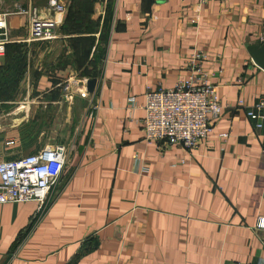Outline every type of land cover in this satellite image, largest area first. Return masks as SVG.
<instances>
[{"label": "crops", "instance_id": "obj_1", "mask_svg": "<svg viewBox=\"0 0 264 264\" xmlns=\"http://www.w3.org/2000/svg\"><path fill=\"white\" fill-rule=\"evenodd\" d=\"M75 1L89 3L98 26L56 40L92 37L95 46L109 10L80 153L37 219L33 202L0 204V264H261L264 232L254 226L264 217V122L255 129L235 104L248 108L264 93V71L246 52L264 44V0ZM193 47L206 55L223 109L193 150H159L143 141V96L184 78ZM15 131L0 124V162L37 151L17 148Z\"/></svg>", "mask_w": 264, "mask_h": 264}, {"label": "built area", "instance_id": "obj_2", "mask_svg": "<svg viewBox=\"0 0 264 264\" xmlns=\"http://www.w3.org/2000/svg\"><path fill=\"white\" fill-rule=\"evenodd\" d=\"M208 1L197 0L200 6ZM64 13L65 3L59 0H45L40 6L28 5L13 14L0 13V57L8 43L9 17L24 18L28 42H50L58 38ZM205 61L204 52L193 47L183 65L184 78L176 80L170 88L146 90L140 107L143 112L140 127L145 143H154L159 150L179 146L189 152L212 135L214 122L223 108L217 101L215 86L208 83V73L202 67ZM95 89L96 85L93 93ZM128 103L131 105L133 99L129 98ZM235 106L244 110L255 129L261 128L264 93L248 108L241 100H237ZM217 137L224 142L227 134ZM14 143L10 140L5 145ZM67 158L68 153L62 146H44L33 154L0 162V204L33 202L37 206V219L47 205L49 192L66 169ZM137 166L140 164L136 162ZM138 170L145 171L143 166ZM254 228L264 232V217L257 218ZM260 244L264 250V237Z\"/></svg>", "mask_w": 264, "mask_h": 264}, {"label": "rangeland", "instance_id": "obj_3", "mask_svg": "<svg viewBox=\"0 0 264 264\" xmlns=\"http://www.w3.org/2000/svg\"><path fill=\"white\" fill-rule=\"evenodd\" d=\"M27 5L21 0H0V13L13 14ZM66 7L67 3L64 16ZM71 10L76 11L74 5ZM81 16L65 19L60 35L92 32L95 24L89 21L93 26L88 25ZM8 30L7 48L0 57V124L17 128V148L62 146L68 153L67 168L71 157L79 156V139L92 106L79 79H89L91 70L98 67L105 31L88 57L84 56L87 45L75 39L28 42L21 16L9 17ZM46 80L47 93L41 94L38 90Z\"/></svg>", "mask_w": 264, "mask_h": 264}, {"label": "trees", "instance_id": "obj_4", "mask_svg": "<svg viewBox=\"0 0 264 264\" xmlns=\"http://www.w3.org/2000/svg\"><path fill=\"white\" fill-rule=\"evenodd\" d=\"M73 5H74V8H76V11L75 10H71V8H72ZM87 7H89V3L87 1H85V2H77L75 0H69V1H67L66 14L63 17L62 24L58 28L57 34L58 33H61V30L65 29V27H64L65 19L67 20V18H69V17L71 18V17L77 15L78 13L79 14H82L81 18H83V20H86L88 22V25H92L91 22H89V20H88L89 11L87 10ZM83 12H85L86 15H84ZM108 12H109V10H107V7H105L104 17H103V20H102V24H101V28H100V33H99V36H98V40H100V36L103 34L104 31H105V34L108 31V23H109V14H108ZM66 16H68V17H66ZM93 24H95V27L98 26V23L97 22H95V23L93 22ZM106 37H107V34H106L105 37H103V41H102L103 44L106 43ZM74 41H78L79 43L82 42V43H85L87 45V50H86V53H84V56H88L87 54H89L90 49L94 46L93 38L92 37H85V38L78 37ZM97 44H98V41H97ZM97 44L94 46V49L93 50H95V47L97 46ZM6 48H7V44L4 46V52H5ZM103 53H104V47L101 48V50L99 52V54H100L99 59L102 58ZM93 71L94 70H91V72H93ZM91 72H90V74H91ZM90 74L88 76H90ZM0 80H1V78H0ZM2 84H7V83L5 81H2Z\"/></svg>", "mask_w": 264, "mask_h": 264}, {"label": "water", "instance_id": "obj_5", "mask_svg": "<svg viewBox=\"0 0 264 264\" xmlns=\"http://www.w3.org/2000/svg\"><path fill=\"white\" fill-rule=\"evenodd\" d=\"M246 52L250 57L252 63L259 69L264 71V44L249 45L246 47ZM97 74L95 71L91 72L89 79L85 82V92L92 94L96 85Z\"/></svg>", "mask_w": 264, "mask_h": 264}]
</instances>
